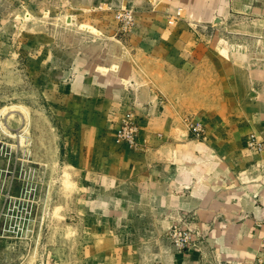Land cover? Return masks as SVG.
<instances>
[{
    "label": "crops",
    "instance_id": "obj_1",
    "mask_svg": "<svg viewBox=\"0 0 264 264\" xmlns=\"http://www.w3.org/2000/svg\"><path fill=\"white\" fill-rule=\"evenodd\" d=\"M122 10L135 19L127 40ZM63 11L69 63L44 48L46 87L92 224L87 264H264V0H70ZM131 113L138 150L117 140ZM252 134L262 151L247 147ZM175 225L197 231L200 250H176Z\"/></svg>",
    "mask_w": 264,
    "mask_h": 264
},
{
    "label": "rangeland",
    "instance_id": "obj_2",
    "mask_svg": "<svg viewBox=\"0 0 264 264\" xmlns=\"http://www.w3.org/2000/svg\"><path fill=\"white\" fill-rule=\"evenodd\" d=\"M49 4L58 6L50 10ZM69 4L0 0V264H87V246L95 240L67 153L69 140L54 119L55 99L46 87L53 82L54 53L44 48L63 52L60 68L69 63L70 32L59 25ZM236 16L245 23L244 13ZM118 24L127 40L134 28L122 32ZM222 33L229 40L230 28ZM226 52L221 71H230ZM208 66L205 71H215Z\"/></svg>",
    "mask_w": 264,
    "mask_h": 264
},
{
    "label": "built area",
    "instance_id": "obj_3",
    "mask_svg": "<svg viewBox=\"0 0 264 264\" xmlns=\"http://www.w3.org/2000/svg\"><path fill=\"white\" fill-rule=\"evenodd\" d=\"M177 16H181L178 12ZM116 19L122 25V32H131L135 26L133 13L127 10L118 11ZM191 129L200 136L203 129L200 125H190ZM117 140L121 143L129 145L131 148L138 150L139 146V125L133 113L126 115L121 121L117 130ZM247 147L254 151H262L263 145L256 135H250L247 141ZM169 238L172 246L180 252H188L191 250H200L202 236L195 230L175 225L169 232Z\"/></svg>",
    "mask_w": 264,
    "mask_h": 264
}]
</instances>
